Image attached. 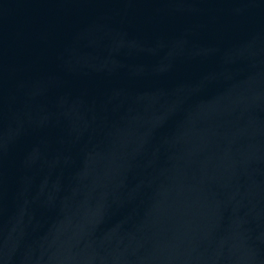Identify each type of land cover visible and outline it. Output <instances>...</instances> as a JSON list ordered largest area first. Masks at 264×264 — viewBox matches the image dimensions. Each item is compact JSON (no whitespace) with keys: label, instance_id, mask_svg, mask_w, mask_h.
Listing matches in <instances>:
<instances>
[{"label":"water","instance_id":"1","mask_svg":"<svg viewBox=\"0 0 264 264\" xmlns=\"http://www.w3.org/2000/svg\"><path fill=\"white\" fill-rule=\"evenodd\" d=\"M0 264H264V0H0Z\"/></svg>","mask_w":264,"mask_h":264}]
</instances>
